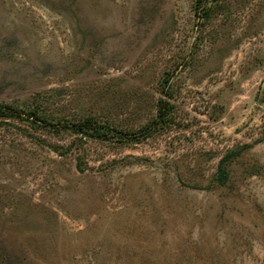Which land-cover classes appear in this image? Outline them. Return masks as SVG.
Listing matches in <instances>:
<instances>
[{
	"label": "rangeland",
	"instance_id": "374dc122",
	"mask_svg": "<svg viewBox=\"0 0 264 264\" xmlns=\"http://www.w3.org/2000/svg\"><path fill=\"white\" fill-rule=\"evenodd\" d=\"M5 106L0 264H264V0H0Z\"/></svg>",
	"mask_w": 264,
	"mask_h": 264
},
{
	"label": "trees",
	"instance_id": "16d2710c",
	"mask_svg": "<svg viewBox=\"0 0 264 264\" xmlns=\"http://www.w3.org/2000/svg\"><path fill=\"white\" fill-rule=\"evenodd\" d=\"M10 109L7 106H5V108H0V118L3 119L8 117H13L14 115L11 114L13 111H11ZM29 114L32 117H35L36 121H38L40 124L46 123L43 116L39 115L37 111L32 110L31 112H29ZM16 115L19 116L18 114ZM168 115H169L168 104L163 99H159L157 104V116L150 125L146 126L141 131L143 135H147L151 129H157V127H161L162 125H164L168 121ZM27 119L29 118L26 114L24 120ZM56 125H60L59 127L63 126V124L59 121L56 122ZM68 127L71 128V132L73 134L75 135L79 134L81 137L87 134L88 129L90 128L95 129L98 126H94V124L91 125L90 122L85 121V123L80 122L77 124H73V126H68ZM98 128H100V126Z\"/></svg>",
	"mask_w": 264,
	"mask_h": 264
}]
</instances>
